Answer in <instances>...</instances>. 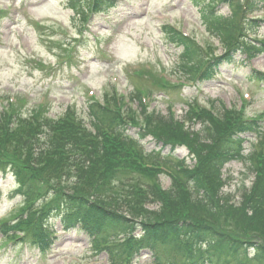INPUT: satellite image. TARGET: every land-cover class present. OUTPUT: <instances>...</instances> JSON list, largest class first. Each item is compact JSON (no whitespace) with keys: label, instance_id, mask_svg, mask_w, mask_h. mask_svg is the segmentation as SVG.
<instances>
[{"label":"rangeland","instance_id":"obj_1","mask_svg":"<svg viewBox=\"0 0 264 264\" xmlns=\"http://www.w3.org/2000/svg\"><path fill=\"white\" fill-rule=\"evenodd\" d=\"M107 1L112 6L98 11V7L92 9L93 0H0V116L13 110L11 115L16 117L57 119L69 109L92 132L89 107L96 110L95 103H104L112 109L113 118L98 123L99 135L102 153L107 154L106 160L114 161V167L87 197L106 208L111 205L143 218L163 207V201L146 192L172 188L174 181L167 171L149 166L151 159H144L141 149L150 152L162 147L148 134L152 128L144 115L172 114L187 128L200 131L204 124L198 116L204 111L212 109L221 114L226 110L240 120L261 119L257 127L264 130V46L260 44H264V9L254 13H242L240 9L243 28L239 34L233 30L236 38L247 35L259 50L252 57L238 53L234 63L218 70L215 79L201 82L196 68L183 67V49L173 41V33L190 35L203 49L205 65L228 48L207 28L203 12L218 1L213 11L227 19L241 0H232V4L221 0ZM263 130L245 134L246 158L233 160L223 169L221 193L234 204H240L244 188H250L255 179L249 156L259 162L264 159ZM170 151V146L164 147L161 155ZM173 155L165 158L173 164L165 166L178 179L176 159L185 160L188 166L197 163L186 147L178 146ZM141 167L159 173L151 177L150 171L142 172ZM70 182V176L36 180L32 195L35 200L37 196L50 198L52 191ZM112 185L116 186L113 190ZM17 187L23 186L9 167L1 168L0 222L18 220V210L24 206L20 202L31 190L23 187L22 193H16ZM178 202L174 207L177 214L205 215V209L190 200ZM55 216L50 220L59 238L47 251L33 246L30 240L10 242L1 228L0 264H109L102 247L92 245L91 238L81 230L64 232L59 216ZM15 231L17 236L21 234L19 227ZM247 235L264 240L261 231ZM146 253L132 264H151ZM118 263L128 264L116 260Z\"/></svg>","mask_w":264,"mask_h":264},{"label":"trees","instance_id":"obj_2","mask_svg":"<svg viewBox=\"0 0 264 264\" xmlns=\"http://www.w3.org/2000/svg\"><path fill=\"white\" fill-rule=\"evenodd\" d=\"M233 1L221 0L229 4ZM263 4L264 0H245L244 4L238 1L227 19L217 16L213 11L215 7L203 12L207 28L228 48L223 56L212 58L205 65L200 46L190 37L173 33V41L183 49V67L192 66L199 71L201 78L210 80L218 68L234 62L238 51L253 56L259 48L243 35L236 38L234 31L239 34L242 29L238 25L241 7L255 11ZM111 6L107 0L92 3V9L98 7V11H104L99 9L101 7L109 9ZM95 104L98 106L96 110L89 107L95 133L85 128L83 121L69 110L58 120L16 117L11 115L13 111L0 116V170L9 167L20 185L31 190L26 193L22 214L36 207L40 216L48 219L56 212L66 231L82 228L92 238V244L102 247L111 262L115 261L111 264L116 260L132 261L143 251L148 252L153 264H264V240L247 235L264 232V159L259 162L249 156L251 169L256 175L252 186L244 188L239 205L221 193L224 167L233 160L246 158L243 135L259 129L257 123L242 122L232 111L225 110L221 114L204 111L198 116L204 125L200 131H195L172 114L169 117L158 113L144 115L147 125L152 128L148 134L153 135L162 148L170 146L174 152L178 146H187L197 163L188 166L185 160L176 159L178 161L174 164L179 179L173 174V187L146 192L147 196L163 201L162 210L139 218L135 212L127 215L118 207L107 205L109 209L87 197L93 186L104 183L106 172L114 167V161L106 160L107 154L102 153L98 127V123L111 121L113 112L106 105ZM192 119L190 116L189 120ZM160 153L161 149L150 152L151 164ZM170 154L169 157H174L173 153ZM161 160L166 161V166L167 163L173 164L165 158ZM141 168L142 172L150 171L151 177L159 173L156 169ZM66 176H70L71 182L65 188L52 191L54 194L50 198L37 196L34 201L32 190L36 180H61ZM23 187L18 191L22 193ZM115 187L112 185L111 190ZM178 199L182 203L190 200L201 206L205 215L177 214L174 207L179 206ZM157 214L160 215L155 218ZM30 224L31 220L23 229L29 228ZM33 230L37 232L29 238L38 239L35 242L40 248L52 245L55 236H49L48 225L30 228L29 233ZM249 250L254 251L251 258Z\"/></svg>","mask_w":264,"mask_h":264}]
</instances>
